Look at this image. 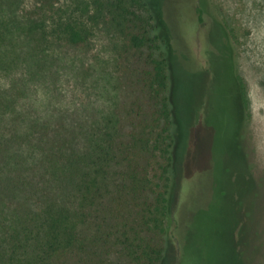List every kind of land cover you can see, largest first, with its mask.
I'll return each instance as SVG.
<instances>
[{"label":"trees","instance_id":"obj_1","mask_svg":"<svg viewBox=\"0 0 264 264\" xmlns=\"http://www.w3.org/2000/svg\"><path fill=\"white\" fill-rule=\"evenodd\" d=\"M190 6L203 23L204 0ZM209 21V91L229 97ZM168 86L145 0H0V264L185 263L165 254L195 160L174 154Z\"/></svg>","mask_w":264,"mask_h":264},{"label":"rangeland","instance_id":"obj_2","mask_svg":"<svg viewBox=\"0 0 264 264\" xmlns=\"http://www.w3.org/2000/svg\"><path fill=\"white\" fill-rule=\"evenodd\" d=\"M145 1L168 62L174 154L195 160L184 174L192 186L183 183L172 199L177 224L165 260L184 254V264H264V0H204L203 23L190 11L194 0ZM209 18L224 29L241 86L229 97L209 91Z\"/></svg>","mask_w":264,"mask_h":264}]
</instances>
